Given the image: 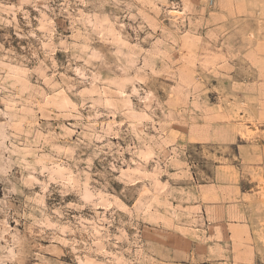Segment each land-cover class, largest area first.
<instances>
[{"label": "rangeland", "instance_id": "rangeland-1", "mask_svg": "<svg viewBox=\"0 0 264 264\" xmlns=\"http://www.w3.org/2000/svg\"><path fill=\"white\" fill-rule=\"evenodd\" d=\"M227 1L0 0V264H264V0Z\"/></svg>", "mask_w": 264, "mask_h": 264}, {"label": "bare ground", "instance_id": "bare-ground-1", "mask_svg": "<svg viewBox=\"0 0 264 264\" xmlns=\"http://www.w3.org/2000/svg\"><path fill=\"white\" fill-rule=\"evenodd\" d=\"M183 1V0H182ZM186 1L187 0H184V5H185V3H186ZM216 7L217 8H219V9H221V10H224V11H226L227 13H234V12H243L244 11V4H243V1H239V2H232V1H224L223 0V2H220V0H217V2H216ZM183 8H184V6H183ZM184 11L186 12V10L185 9H183L182 10V12L184 13ZM181 14L180 15V18H181V22H183V23H185V20L187 19V18H184V14ZM204 15V14H203ZM212 16V15H211ZM202 17H204V16H202ZM198 18L199 19V23H201V22H204L203 21V18ZM215 18V17H214ZM214 18H212V19H214ZM217 18H219V17H217ZM146 19V18H145ZM222 20V19H221ZM73 22V21H72ZM208 22V21H207ZM206 22V23H207ZM216 22V20L214 19V23ZM89 23H91L90 21H89ZM149 24V23H148ZM186 24H187V26H189V28L187 29V32H189L188 34H190L192 31H193V29H192V23L190 22V21H187L186 20ZM210 24V23H209ZM195 25H196V23H195ZM201 25V24H200ZM194 26V25H193ZM198 26V25H197ZM117 32H119V31H117ZM107 33H108V35H111L114 39H113V41L115 42H117V37H116V35H115V31H114V29H113V26L111 25V24H109V26H108V31H107ZM121 33V32H120ZM124 36V35H123ZM111 37V38H112ZM198 38V37H197ZM196 40H199V39H196ZM84 44V43H83ZM161 44V43H160ZM120 45H122V47H124L123 45L124 44H120ZM156 45V44H155ZM86 46V45H85ZM118 46V45H117ZM48 47V46H47ZM122 47L121 46H118V48L116 49L117 51V53L119 54H123V56H124V58H125V64L123 65V67H122V69H123V71L125 72V74H126V72H127V69L129 68V67H132L131 66V64H132V60H131V57L133 56V53H131V52H128V53H123V49H122ZM150 47V46H149ZM158 47V46H157ZM130 49V48H129ZM156 50V49H155ZM185 50V49H184ZM148 52V51H147ZM157 52V51H156ZM167 52V51H166ZM135 53V52H134ZM168 53V52H167ZM184 53H185V55H183V56H185V57H188V49H186L185 51H184ZM152 54V53H151ZM135 55H136V53H135ZM134 55V56H135ZM153 55V54H152ZM160 55V54H159ZM97 56V55H96ZM164 57V56H163ZM168 57V56H167ZM93 58H95V56L93 55ZM118 58V57H117ZM181 58H183V57H181ZM96 59H97V57H96ZM99 59V58H98ZM184 59V58H183ZM177 60V59H176ZM186 61V60H185ZM147 64V63H146ZM134 66V65H133ZM167 66V65H166ZM142 67V66H141ZM262 67V66H261ZM168 68V67H167ZM130 69V68H129ZM140 69V68H139ZM172 69V68H171ZM184 69V68H183ZM185 70V69H184ZM188 71V70H187ZM264 71V70H263ZM9 73V72H8ZM81 75V74H80ZM180 78H181V80L184 82V83H186V85L187 84H190L191 83V80H192V76L188 73V72H183V73H181L180 75ZM15 77H16V80H17V83L18 82H21V81H23L22 80V78H23V76H22V78H21V76L19 75L18 76V74H15ZM136 79V78H135ZM121 80H125L126 82H128V76L126 77V78H124V79H122L121 78ZM14 83V82H13ZM22 84V83H21ZM24 85V84H23ZM180 85V84H179ZM185 85V84H184ZM184 85H181V86H179V91H178V88H177V91H178V94H176V95H178V96H180V95H184V92H185V90H187V88H186V85L184 86ZM21 87V86H20ZM92 87V86H91ZM90 87V88H91ZM187 87H189V85H187ZM22 88V87H21ZM25 89V88H24ZM89 92H91V91H89ZM87 94H88V92H87ZM173 94V93H172ZM175 95V96H176ZM95 98V97H94ZM178 98V97H177ZM89 99V98H88ZM182 99H183V97H182ZM182 99H180V100H182ZM131 102V101H130ZM19 103V102H18ZM95 104V103H94ZM124 104H126V103H124ZM178 104V103H177ZM92 106V105H91ZM126 106V105H125ZM95 107V106H94ZM39 109V108H38ZM125 109V108H124ZM138 113V112H137ZM130 114V113H129ZM144 115V114H143ZM131 119L132 120H136V119H140L139 118V116H138V114H136V113H131ZM145 117V116H144ZM249 123H247V125H248ZM251 125H253V124H251ZM246 125H245V122L243 121L242 122V125L240 126L241 128H243L244 129V127H245ZM249 126V125H248ZM247 126V127H248ZM255 126V125H254ZM254 126H253V128H254ZM14 127V126H13ZM201 127L202 128H200V127H192V129H191V131L189 132L190 133V135L192 136V138L194 139V140H208V139H214V140H219V141H223V140H227L230 136H231V134H232V132L231 131H229V130H224V128L223 129H221V128H213V129H207V128H204L202 125H201ZM135 128V127H134ZM245 131V130H244ZM246 131L247 132H250V131H252V128H250V126H249V128H247L246 129ZM13 152V151H12ZM174 160V159H173ZM55 165V164H54ZM58 167V166H57ZM45 168V167H44ZM43 168V169H44ZM63 168V167H62ZM46 169V168H45ZM48 169V168H47ZM158 170V169H157ZM35 171V170H34ZM49 173H50V175L52 176V177H54V176H56V177H59L60 178V180H61V178H63L62 180L63 181H65V177H64V175H66V174H68V173H63V171H61V170H59L58 168H56V169H51V170H49ZM136 174V173H135ZM135 174L132 176V177H130V178H134L135 177ZM130 175V174H129ZM222 175V174H221ZM69 178V177H68ZM71 178V177H70ZM222 178V177H221ZM225 179H226V176L224 177ZM66 179H67V177H66ZM225 179H222V180H225ZM69 179H67L66 181H68ZM133 182H134V180H133ZM226 182V181H225ZM74 183V182H73ZM76 184V183H75ZM159 185V184H158ZM71 187V186H70ZM161 187V186H160ZM230 189V188H229ZM160 190V189H159ZM154 195V194H153ZM93 196V195H92ZM85 198L86 199H88V195H87V193L85 194ZM87 201V200H86ZM89 201V200H88ZM91 202V201H90ZM144 203V202H143ZM144 206H146V205H144ZM199 207V206H198ZM197 210V209H196ZM208 213V212H207ZM210 214V213H209ZM214 218V217H213ZM220 237V236H219ZM120 262V261H119ZM84 263V262H83ZM85 264V263H84ZM87 264V263H86Z\"/></svg>", "mask_w": 264, "mask_h": 264}]
</instances>
